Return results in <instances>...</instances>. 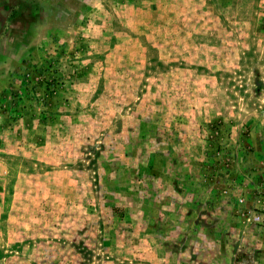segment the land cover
<instances>
[{
  "label": "rangeland",
  "instance_id": "1",
  "mask_svg": "<svg viewBox=\"0 0 264 264\" xmlns=\"http://www.w3.org/2000/svg\"><path fill=\"white\" fill-rule=\"evenodd\" d=\"M0 264H264V0H0Z\"/></svg>",
  "mask_w": 264,
  "mask_h": 264
}]
</instances>
